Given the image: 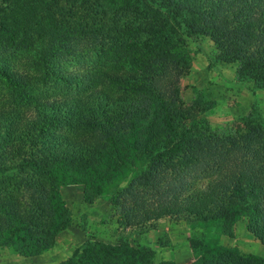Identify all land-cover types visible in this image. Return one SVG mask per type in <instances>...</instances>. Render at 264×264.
<instances>
[{"label":"trees","instance_id":"16d2710c","mask_svg":"<svg viewBox=\"0 0 264 264\" xmlns=\"http://www.w3.org/2000/svg\"><path fill=\"white\" fill-rule=\"evenodd\" d=\"M182 36L207 37L264 89V0H0V244L25 257L54 248L72 223L61 188L81 185L125 228L246 220L264 246V117L228 134L200 119L210 107L181 98ZM201 248L193 264H264ZM66 264L153 253L87 240Z\"/></svg>","mask_w":264,"mask_h":264},{"label":"rangeland","instance_id":"374dc122","mask_svg":"<svg viewBox=\"0 0 264 264\" xmlns=\"http://www.w3.org/2000/svg\"><path fill=\"white\" fill-rule=\"evenodd\" d=\"M174 54L188 69L180 83L182 100L187 105L207 104L210 111L199 118L214 130L233 133L256 110L264 117V89L240 79L237 64L219 61L210 39L182 36ZM126 181L120 177L118 185L124 186ZM83 190L81 185L61 188L72 223L57 235L54 248L39 256L25 257L4 240L0 244V264H66L87 240L122 245L124 250L130 247L151 251L153 264H193L202 257V246L264 260V246L248 232L246 220L238 221L225 232L215 224L197 223L185 217L165 218L143 230L125 228L118 224L120 217L109 199L85 197Z\"/></svg>","mask_w":264,"mask_h":264}]
</instances>
